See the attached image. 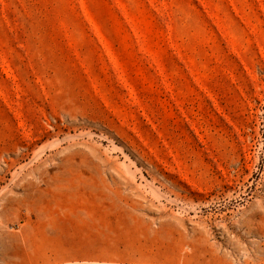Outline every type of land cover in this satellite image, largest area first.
<instances>
[{"label":"rangeland","instance_id":"1","mask_svg":"<svg viewBox=\"0 0 264 264\" xmlns=\"http://www.w3.org/2000/svg\"><path fill=\"white\" fill-rule=\"evenodd\" d=\"M0 264H264V0H0Z\"/></svg>","mask_w":264,"mask_h":264}]
</instances>
